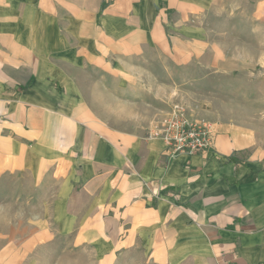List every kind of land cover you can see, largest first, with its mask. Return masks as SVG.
<instances>
[{
	"label": "crops",
	"instance_id": "crops-1",
	"mask_svg": "<svg viewBox=\"0 0 264 264\" xmlns=\"http://www.w3.org/2000/svg\"><path fill=\"white\" fill-rule=\"evenodd\" d=\"M223 3L0 0V190L41 204L32 235L95 264H264V93L203 115L221 124L200 154L148 137L172 112L141 80L207 47Z\"/></svg>",
	"mask_w": 264,
	"mask_h": 264
},
{
	"label": "rangeland",
	"instance_id": "rangeland-1",
	"mask_svg": "<svg viewBox=\"0 0 264 264\" xmlns=\"http://www.w3.org/2000/svg\"><path fill=\"white\" fill-rule=\"evenodd\" d=\"M224 1L211 23L207 47H194L192 57L177 56L158 62L149 67V74L141 80L147 85H159V93L167 101L163 104L172 113L180 111L186 118L200 121L203 115L215 113L223 99L240 95L257 98L264 93V70L259 65L263 60L252 58L264 55V3ZM216 51L225 53L226 57L220 61L229 68L228 75H217L211 70L215 63L212 52ZM206 67L210 70L209 77L204 73ZM234 67L237 69L233 70ZM238 85L251 86L253 90L236 92L234 88ZM40 212L41 204L27 202L24 194L18 197L7 188L0 190V264H95L87 250H66L68 237L47 242L46 236L32 235L39 222L35 216ZM126 264L145 262L131 259Z\"/></svg>",
	"mask_w": 264,
	"mask_h": 264
},
{
	"label": "built area",
	"instance_id": "built-area-1",
	"mask_svg": "<svg viewBox=\"0 0 264 264\" xmlns=\"http://www.w3.org/2000/svg\"><path fill=\"white\" fill-rule=\"evenodd\" d=\"M218 126L209 121H191L180 111H175L149 130L148 137L162 140L170 158L193 156L214 147Z\"/></svg>",
	"mask_w": 264,
	"mask_h": 264
}]
</instances>
